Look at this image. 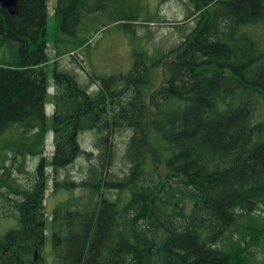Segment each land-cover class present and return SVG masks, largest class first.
<instances>
[{"label": "trees", "instance_id": "trees-1", "mask_svg": "<svg viewBox=\"0 0 264 264\" xmlns=\"http://www.w3.org/2000/svg\"><path fill=\"white\" fill-rule=\"evenodd\" d=\"M120 1L56 0L55 19L72 39L84 18ZM190 1L184 21L200 19L178 46L136 53L126 75L96 77V92L55 69L51 123L47 0H18L15 14L0 5V218L13 220L0 227V264H45L44 167L71 163L85 130L99 154L81 182L86 200L55 179L70 196L52 211L51 264H253L247 247L264 237V119H255L264 47L244 27L264 30V0ZM157 67L165 77L152 87ZM119 127L131 130L120 177L108 171ZM30 155L39 159L25 186L14 172Z\"/></svg>", "mask_w": 264, "mask_h": 264}, {"label": "rangeland", "instance_id": "rangeland-1", "mask_svg": "<svg viewBox=\"0 0 264 264\" xmlns=\"http://www.w3.org/2000/svg\"><path fill=\"white\" fill-rule=\"evenodd\" d=\"M56 0H47V47L48 55L47 70V97L45 110L48 123L52 121L53 114V92L54 83L52 72L57 69L71 73L77 82L94 93L98 88L96 77L126 75L132 68L136 53L144 52L150 56H161L170 49L178 46L187 35L194 29L199 17L184 21L193 4L190 0H123L119 4L109 6L104 11H96L90 17L84 18L83 23L77 29L76 37L66 39L64 33L58 27L55 19ZM217 8V7H216ZM124 14H137L136 21L132 24L129 19L116 21L115 17ZM151 21H146L147 19ZM252 38L258 42L259 47H264V30L257 26L253 29L251 25L247 28ZM78 40H87L79 46H75ZM155 75H149L150 86L159 85L165 75L162 67L156 68ZM115 87L121 86L119 83ZM255 119H264V101L261 100L256 107ZM131 135L127 127H119L110 136L112 149L114 151L113 161L108 171L114 176H122L128 171V162L125 158L126 146ZM52 132L46 136L44 155L50 161L53 153ZM97 135L92 130H85L78 135L79 152L74 160L68 165L54 172L50 165L44 167V212L46 217L45 243L43 256L45 264H51L53 259L51 246L50 220L52 211L61 201L66 200L70 194L82 197L86 200L82 181L88 177L89 167L96 162L99 148L96 146ZM87 153H90L87 155ZM38 156H27L25 158L26 172L17 173L18 182L28 186L36 175L28 172L36 162ZM55 179L59 182L73 181V191L61 189L56 191ZM7 205V204H6ZM264 208V206H262ZM1 208V207H0ZM10 209V207H8ZM7 209V210H8ZM2 208L0 209L1 212ZM261 212H263L261 210ZM264 221V213H262ZM13 224L12 219L0 218L1 230ZM238 237V233H234ZM252 263L264 264V237L256 244L247 247Z\"/></svg>", "mask_w": 264, "mask_h": 264}, {"label": "water", "instance_id": "water-1", "mask_svg": "<svg viewBox=\"0 0 264 264\" xmlns=\"http://www.w3.org/2000/svg\"><path fill=\"white\" fill-rule=\"evenodd\" d=\"M17 1L18 0H0V5L7 9L10 14L17 12Z\"/></svg>", "mask_w": 264, "mask_h": 264}, {"label": "bare ground", "instance_id": "bare-ground-1", "mask_svg": "<svg viewBox=\"0 0 264 264\" xmlns=\"http://www.w3.org/2000/svg\"><path fill=\"white\" fill-rule=\"evenodd\" d=\"M236 257V256H235ZM237 258V257H236Z\"/></svg>", "mask_w": 264, "mask_h": 264}]
</instances>
